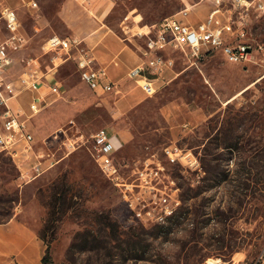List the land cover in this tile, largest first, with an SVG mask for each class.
<instances>
[{
    "label": "rangeland",
    "instance_id": "rangeland-1",
    "mask_svg": "<svg viewBox=\"0 0 264 264\" xmlns=\"http://www.w3.org/2000/svg\"><path fill=\"white\" fill-rule=\"evenodd\" d=\"M35 1L31 9L8 1L29 38L15 54L12 77L32 66V59L44 71L60 62L54 59L57 51L45 53L42 46L53 35L73 36L61 16L69 0ZM73 1L93 17L83 0ZM106 3L102 22L125 37L141 59L154 24L171 15L195 24L210 9L204 0ZM240 15L234 9V16ZM241 19V40L251 46L253 61L229 62L219 51L199 60L182 48L163 51L173 63L151 96L130 79L120 83V91L96 93L71 58L47 73L48 80L56 75L61 93L47 95L29 125L35 152L57 162L33 176L28 159L19 161L20 169L0 153V220L16 216L33 228L45 247L50 245L51 264H264V12ZM31 97L21 95L26 111ZM101 127L121 136L122 177L146 161L162 162L158 185H167L181 200L173 217L157 221L152 215L145 222L131 213L91 155L88 138ZM170 144L190 150L198 166L170 163L163 153ZM67 191L69 205L61 200ZM153 199L149 194V209L157 213Z\"/></svg>",
    "mask_w": 264,
    "mask_h": 264
},
{
    "label": "built area",
    "instance_id": "built-area-1",
    "mask_svg": "<svg viewBox=\"0 0 264 264\" xmlns=\"http://www.w3.org/2000/svg\"><path fill=\"white\" fill-rule=\"evenodd\" d=\"M8 1L0 0V19L3 23V32L0 34V153L10 155L20 169L23 167L19 161L28 159L33 176H37L57 162L44 151L35 152V138L29 125L30 119L46 104V96L61 93V83L56 75L48 80L45 78L46 74L71 58L82 81L90 90L96 93L118 91V84L112 80L106 67L96 64L83 41L74 36L53 35L47 38L42 46L44 52L57 51L59 56L54 59L60 58V62L54 60L46 71L41 69L38 59H32V66L16 77L10 76L15 54L26 47L29 38L17 8ZM20 1L29 9L37 6L35 0ZM204 1L210 5L209 12L195 24L171 15L152 26L153 35L149 39L148 48L143 51L146 57L127 73V78L134 81L146 95L151 96L162 87L157 81L173 63V59L165 58L161 53L166 50L182 48L195 60L219 51L229 62L253 61L251 46L241 40L244 35L241 17L253 11L264 12V0ZM234 9L241 12L238 18L234 16ZM24 93L32 94L27 111L20 101ZM187 125L185 123L184 127ZM88 141L93 159L121 192L124 202L136 218L147 222L149 216L153 215L155 220L164 221L176 214L181 204L180 198L167 190V185H158L164 169L160 160H156L154 164L146 161L124 178L117 160L118 151L123 144L121 136L113 129L101 127L90 135ZM68 145L73 146V143ZM163 153L173 164L180 162L193 168L199 164L190 150H184L176 144L167 145ZM20 156H24V159ZM149 194L154 197L153 203L159 205L157 213H152L149 209L152 203L149 202Z\"/></svg>",
    "mask_w": 264,
    "mask_h": 264
},
{
    "label": "crops",
    "instance_id": "crops-1",
    "mask_svg": "<svg viewBox=\"0 0 264 264\" xmlns=\"http://www.w3.org/2000/svg\"><path fill=\"white\" fill-rule=\"evenodd\" d=\"M80 3L87 11L93 12V17L73 0L66 2L61 16L71 28L72 35L83 41L96 64L111 68L109 75L116 79L114 82L119 86L128 79L129 70L142 59L125 37L102 22L101 16L108 6L106 0H83ZM126 60L129 62L126 63ZM45 248L38 233L16 216L0 223V264H43Z\"/></svg>",
    "mask_w": 264,
    "mask_h": 264
},
{
    "label": "trees",
    "instance_id": "trees-1",
    "mask_svg": "<svg viewBox=\"0 0 264 264\" xmlns=\"http://www.w3.org/2000/svg\"><path fill=\"white\" fill-rule=\"evenodd\" d=\"M67 193H69V192L67 191L66 194H63V196L61 197V200H62L63 203H67L69 205L70 204V197L67 196ZM50 206L52 208H54L56 206V202L53 201L52 204H50ZM5 221H7V220H0V223L1 222H5ZM39 236L41 237L42 240H44V238L41 235H39ZM49 247H50V245L47 244L46 248H45V253H44L43 257H42V263L43 264H51V256H50V253H49Z\"/></svg>",
    "mask_w": 264,
    "mask_h": 264
},
{
    "label": "water",
    "instance_id": "water-1",
    "mask_svg": "<svg viewBox=\"0 0 264 264\" xmlns=\"http://www.w3.org/2000/svg\"><path fill=\"white\" fill-rule=\"evenodd\" d=\"M247 49H249V48H247Z\"/></svg>",
    "mask_w": 264,
    "mask_h": 264
}]
</instances>
